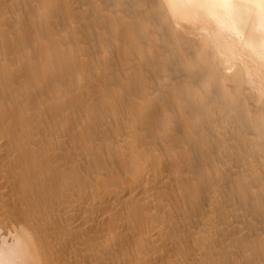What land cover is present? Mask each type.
I'll return each mask as SVG.
<instances>
[{"label": "bare ground", "instance_id": "bare-ground-1", "mask_svg": "<svg viewBox=\"0 0 264 264\" xmlns=\"http://www.w3.org/2000/svg\"><path fill=\"white\" fill-rule=\"evenodd\" d=\"M0 264H264V0H0Z\"/></svg>", "mask_w": 264, "mask_h": 264}]
</instances>
